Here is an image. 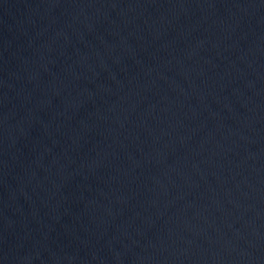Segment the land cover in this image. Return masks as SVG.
I'll use <instances>...</instances> for the list:
<instances>
[{"label":"water","instance_id":"1","mask_svg":"<svg viewBox=\"0 0 264 264\" xmlns=\"http://www.w3.org/2000/svg\"><path fill=\"white\" fill-rule=\"evenodd\" d=\"M0 264H264V0H0Z\"/></svg>","mask_w":264,"mask_h":264}]
</instances>
